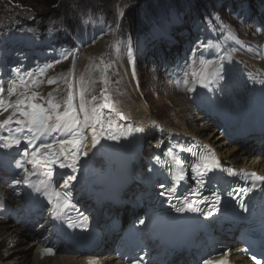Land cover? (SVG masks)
<instances>
[{"label":"rangeland","instance_id":"obj_1","mask_svg":"<svg viewBox=\"0 0 264 264\" xmlns=\"http://www.w3.org/2000/svg\"><path fill=\"white\" fill-rule=\"evenodd\" d=\"M45 1L0 0V25L8 20L22 19L20 17L22 12L32 16L42 13ZM63 3L68 6L67 16L70 21L65 24L62 35L57 39L50 36L42 38L40 31L27 22L24 27L12 26L5 30L0 29V78L6 80L13 77L14 70L18 68L22 71H35L41 66L52 64L53 67L46 68L42 76L37 75V84L32 86V90L41 91L40 94L45 93V100L49 93H53L57 100H62L66 96L67 88L64 78L78 82V68L83 55L88 51H91L89 55L96 52L103 44L105 51L102 55L100 49L97 52L98 58H102L96 62L100 68L96 69V72L98 71L95 76L96 81L92 84L97 92L92 91L90 95L98 96L105 87L102 83L101 68L111 64L108 72L110 82L107 85L110 94L121 93L129 97L137 94L138 99L152 111L150 115L152 127L193 122L197 125L198 134L204 142L213 145L218 151L226 147L225 145L219 147L215 142V138L222 135L220 130L218 131L219 120L208 114L203 117L202 110L193 107L188 99L189 96L193 98L195 94L187 93L185 89L179 90L183 64L189 56L201 54L205 56L199 49L202 48L201 43L217 45L218 47L213 48L212 54L216 49H220V52L229 51L231 46L240 45L239 47L249 52V59H252L253 53L258 52L254 47L260 43L259 41L264 40V0H62L60 5ZM24 4L26 6L20 12L14 11L17 6ZM136 7L140 10L137 31L129 26H133L130 15ZM63 13L67 14L64 11ZM124 16L126 21L123 19ZM255 30L259 31L261 36H254ZM63 40L68 44L63 45ZM126 46H131L133 49L132 58L128 57ZM169 47L172 49L170 50ZM69 53V58L63 59ZM130 59L135 61V75L132 72L133 65ZM56 61L60 62L55 63ZM20 62L23 63L22 67L18 66ZM243 62L245 60L240 59L239 68L234 67L240 80L251 76V73L247 76L243 75L245 67L243 68L242 65L246 66L247 61L244 64ZM121 69H124V72L119 75L118 71H122ZM45 78L47 81L55 78L56 83L47 88L51 84L44 82ZM41 80L43 83H40ZM237 82L236 79L235 84ZM124 84L127 90L124 89ZM40 98L39 96L37 102H44ZM192 100L197 102V99ZM170 129L174 130L176 127ZM211 133L213 135L208 136ZM222 139L225 142L223 135ZM87 159L97 167L106 166L105 160L97 152ZM63 173L67 174L68 170L65 169ZM135 191L137 192V188L126 189L122 193V200L120 199L109 212L106 211L108 208L105 209L107 205L105 204L101 214L115 215L116 212L123 214L120 205L125 202L132 205L133 200L137 199L134 196ZM128 209L131 211L132 208L128 207ZM3 238L6 239L5 236H2ZM32 239H28L23 244L31 245ZM13 240L17 246L20 245L21 241L15 237ZM9 242L10 240L7 246H3V250H8L12 254L5 262L16 258V254L11 251L12 244L9 246Z\"/></svg>","mask_w":264,"mask_h":264},{"label":"snow or ice","instance_id":"obj_2","mask_svg":"<svg viewBox=\"0 0 264 264\" xmlns=\"http://www.w3.org/2000/svg\"><path fill=\"white\" fill-rule=\"evenodd\" d=\"M205 50L216 48L217 45L201 43ZM128 57H133V49L126 46ZM66 54L63 59H68ZM56 61L55 63H59ZM234 61L233 55L228 50L223 54L216 52L207 57L189 56L183 64V76L181 86L187 93L195 94L198 89L212 92L216 85L226 79V65ZM114 63V61H113ZM133 65L132 72L135 75V61L130 59ZM52 64L39 67L35 71H22L16 69L15 75L7 82L0 78V115L8 113L6 118L0 119V149H19L20 158L16 160L18 176L12 185H23L39 197H43L52 206L51 217L54 220L67 221V227L71 229H87L89 217L79 212L72 203L73 191L76 182L85 167L82 161L95 154L102 142L120 144L129 141L141 133L143 129L129 121L123 111L116 106L107 85L109 84L108 72L111 64L101 68L102 83L105 85L100 94L90 95V86L95 81L84 76L78 83L64 78L67 85L66 96L57 100L49 93L44 102H37L38 93L33 91L28 94L29 85L37 84V75L42 76L46 68ZM100 68V65L96 66ZM48 84L56 83V79H49ZM40 83H43L41 80ZM264 85V79L259 81ZM23 91H18V89ZM90 95V99H89ZM15 96V99L11 97ZM91 137V148H88V139ZM160 143H164L161 141ZM21 145L24 147L21 148ZM185 147L176 143L166 149V159L154 155L151 159L154 164L164 168L170 177L169 185L159 184L162 191L159 193L168 199V203L177 213H193L205 218L214 217L220 211L222 196L218 192L205 195L204 187L212 175L223 172L228 177L242 179L244 183L229 191L227 195L236 201L243 212H248L245 200L256 191L264 192V176L256 172H246L235 168H224L214 150L207 145ZM87 149V150H86ZM187 152L191 159L186 160L181 155ZM67 169L70 174L64 175L61 183L55 181L58 170ZM151 171V169H149ZM189 172L191 175H189ZM191 186L186 194L176 195L182 184ZM179 202V206L172 201ZM4 203L0 200V209ZM77 211L81 217L79 221L70 218L69 213ZM144 219L139 220L143 225ZM45 253H53V249H44ZM255 264H264V260L256 255L251 257ZM92 264H95L93 261ZM132 264H144L140 259L132 261ZM202 264H229L227 260L215 261L204 259Z\"/></svg>","mask_w":264,"mask_h":264},{"label":"bare ground","instance_id":"obj_3","mask_svg":"<svg viewBox=\"0 0 264 264\" xmlns=\"http://www.w3.org/2000/svg\"><path fill=\"white\" fill-rule=\"evenodd\" d=\"M253 35H257V37H259V35L261 36V33L255 30L253 31ZM246 41L247 39L245 38V42ZM259 42L260 43L257 44L256 47H254V49L256 48L258 50V52L256 54L253 53V55L251 56L252 59H249V52H246L244 48L239 47V44V46H231V49L229 50V52H231L233 55L234 61L239 62L240 59H244L245 62L247 61L246 66L242 65L243 68L245 67V72L243 73V75L245 74L247 76L249 73H251V76L249 75L250 78L246 79L245 77L243 80H240L236 75L238 72L234 71V67H238V64L241 63L234 62L230 65H226V79L220 84L216 85L212 92H208L205 89H198L193 98L190 96L188 97L193 107L201 109L202 115H204L203 112L206 111V114L209 113L211 114V116L220 118L222 120H227V118H233V123H237V128L238 126L244 125V123L241 121L243 120V118L246 121L253 123V119L257 114L261 113V115H264V111L260 109V105L255 103V101L257 100H263L264 103V85L259 83L261 79H264V40H261ZM99 49L102 55L105 51L103 44L100 45V48H98L96 52H92L89 55V52L91 51L87 50L88 52H85V54L83 55L82 61H80L78 68V81L81 76H84L86 79L90 78L91 80L96 81L95 76L98 72H96V66L98 65H96V62H99L102 58H98L99 53L97 52H99ZM169 49L171 50L172 47H169ZM199 49L202 51L205 57L212 55V51H214L213 48H209L207 50H205L204 48ZM216 52H220V49H216ZM216 52H214L213 54H215ZM220 53L223 54V51H221ZM97 58L98 61H96ZM245 62H243V64ZM22 64L23 63L20 62L18 63V66L22 67ZM124 69H121L122 71L120 72L118 71L119 75L120 73L123 74ZM10 78L3 80L5 88H7V82ZM236 78L238 81L237 84H235ZM46 81L47 78H45L44 82ZM32 86L33 85H29V95L31 94V92H33ZM51 86L52 84L47 88ZM124 89L127 90L125 84ZM182 89L184 88L180 85L179 90ZM18 91H23V89H18ZM92 91L93 93L97 92V90L94 89L93 85L90 86V94L92 93ZM37 93L39 94L38 97H46L45 93L40 94L42 93L41 91ZM111 96L112 99L116 102L115 106L120 111H123L125 113L129 121L133 122L136 126L141 127L143 131L131 138L129 141H123L120 144H115L112 142H102V146H98V150H95V152L100 154L102 156V159L105 160V168H98L95 163L91 162L88 159L84 160L86 162L82 161L85 167L81 169V174L74 188H85L87 190V195L83 198V200H86L88 198V193H98L99 200H102L98 202L104 205L107 204L106 201L109 197L108 193L112 190H115L113 192L114 200L116 199L115 203H118L122 197V192L120 191L125 190L123 187H130L131 183L127 182L126 179L132 178L136 174L137 170L140 169L139 166H141V169L145 168L142 163V160L140 159V154L142 153L141 149L146 151L145 153L154 154V152H158L159 149L165 148V146L173 135L184 134V137H189L191 134H193L196 139H199L200 137V134H198V127L193 122H191L192 120L189 124L181 123L175 126L172 125V127H176V129L174 130L170 129V127L165 128L162 125H156L152 127L151 125L153 123L150 122V118L152 117H150V115L152 111L147 105L143 103L142 100L138 99L137 94L133 97L121 95V93L112 94ZM184 96L187 97V95ZM254 96H256V98H254ZM11 99L14 100L15 96L11 97ZM192 99H197V102H194ZM185 111L187 110H184V112ZM217 112H222L224 116ZM7 115L8 113L0 115V119L6 118ZM149 122L151 124L148 126ZM218 126V131L220 130L219 132L225 137V142L222 139V135H219L217 138H215V135L214 138L216 139V145L219 147H223V145H225L226 147L224 149L221 148V150L218 152L211 144L207 142L203 143L213 149L215 155L219 159H224L228 162L235 163L236 165L252 166L254 168L264 170V151L263 155L259 158L258 156L254 155L255 152L257 153L258 146H256L253 139H245V145L237 140L233 141L231 139H228L223 134L224 130H226L227 122L224 125L221 124V122L219 121ZM202 129L204 130V128ZM212 135L213 134L211 133L208 136ZM134 140L136 143L135 147L133 146ZM161 141H164V143H160ZM262 143H264V140ZM23 147L24 146L21 145V148ZM261 147H263L264 149V145H262ZM88 148H91L90 136L88 139ZM136 149H138L139 152H137ZM0 150L8 154L13 149ZM64 170L65 169L57 171L56 176L54 178L57 183L62 182L61 178L64 175L70 174L69 170L67 174H63ZM18 174L19 172L16 175L17 177H19ZM2 182H4L5 184L4 188L8 192H10V195H12V197H16L19 202L20 193L19 191H17L18 189L15 190L12 185H9V182H7L5 179H3ZM95 187H100L102 189L97 191ZM143 203L144 200L142 198H138L134 204L136 205V208H141V205ZM135 205H130L125 202L120 206H122L121 208L123 210L128 207L133 208L135 207ZM108 207L111 206L108 204L105 205V209ZM97 214L99 213L96 212L94 215ZM35 231L36 230H34L30 225L16 226L12 225L11 223L8 224L5 220H0V264L1 262L3 263L6 259H9L11 257L12 253L8 252V250H3V246H7L8 240H10L9 246L12 244L11 251L13 250L14 254H16V258H14L12 261L8 260V262H5V264H91L88 263V258H93L96 256L100 257L101 260H104L103 264L124 263V261L122 260H117L119 259L117 255L104 253V251H102L100 255L94 254L89 257H84L81 256L78 251L71 250L62 244H55V247L59 249V253L55 257L43 259L39 250L43 246H46L48 242L42 241L41 237L43 234L37 233ZM2 236H5L6 239H2ZM13 237L21 241L20 245H16L15 241L13 240ZM32 238L34 239V241ZM28 239H32V244L24 245L23 242L27 241ZM28 247L31 248L28 249Z\"/></svg>","mask_w":264,"mask_h":264},{"label":"trees","instance_id":"obj_4","mask_svg":"<svg viewBox=\"0 0 264 264\" xmlns=\"http://www.w3.org/2000/svg\"><path fill=\"white\" fill-rule=\"evenodd\" d=\"M61 1L62 0H46L44 3L45 6L42 8V13H39L37 16L35 15L32 16V14L26 15L22 12L20 16L22 19L10 20V24L8 22H5L4 26H1L0 29L5 30L7 25H10L11 27L24 26L25 22H27L29 25L36 27L40 31L42 37L50 36L57 39L60 37V35H62V30L65 29V24L70 21L69 17L67 16L68 6H65L64 3L60 5ZM25 6L26 4L22 5L21 7L24 8ZM21 7L17 6L16 7L17 9H15L14 11L17 10L18 12H20ZM63 11L67 12V14L64 13L62 14ZM130 16L133 27L136 28L135 25V20L137 18L136 10H134ZM56 20H58V22H56ZM64 38L67 39V37ZM67 43L68 42L64 41L62 44L66 45Z\"/></svg>","mask_w":264,"mask_h":264}]
</instances>
